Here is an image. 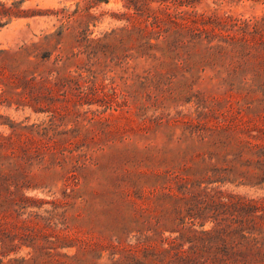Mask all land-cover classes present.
<instances>
[{"label":"rangeland","instance_id":"obj_1","mask_svg":"<svg viewBox=\"0 0 264 264\" xmlns=\"http://www.w3.org/2000/svg\"><path fill=\"white\" fill-rule=\"evenodd\" d=\"M107 1L0 0V264L264 227V0Z\"/></svg>","mask_w":264,"mask_h":264},{"label":"trees","instance_id":"obj_2","mask_svg":"<svg viewBox=\"0 0 264 264\" xmlns=\"http://www.w3.org/2000/svg\"><path fill=\"white\" fill-rule=\"evenodd\" d=\"M104 2L107 3L108 1L104 0ZM164 7L165 9H169L170 6L164 5ZM126 8L129 11L121 15L129 20L143 13L140 0H127ZM65 11L66 10L57 12V14H66L67 12ZM183 13L184 11H180L176 13V15L182 16ZM231 19L232 22L230 24L232 26H236L237 23L240 22V19L232 17ZM243 23L245 26L247 25L245 22ZM122 31L128 30L123 28ZM143 39H145V37H143ZM223 40H226L224 36ZM143 45H148V47L151 48L156 47V45L152 44L150 41L143 43L141 47ZM259 211V207H255L254 211L248 215V218H251L252 214L257 215ZM240 221L244 223V220H241V218ZM220 225L221 224H217V227L214 229L202 231L198 234L197 239L201 241L200 246H198L195 241H191V245L185 248L186 244L182 242V235L165 239V242L168 244L167 247L163 249L165 258H167L171 264H264V238L261 237L264 234V227L261 229V227L255 224L250 225L249 220L248 223L243 226L245 228L242 227L243 229L233 232L230 230L228 231L226 228L223 229L219 227ZM230 235L236 236L232 244H229L227 241V237Z\"/></svg>","mask_w":264,"mask_h":264}]
</instances>
